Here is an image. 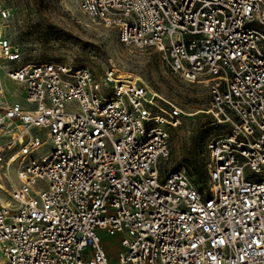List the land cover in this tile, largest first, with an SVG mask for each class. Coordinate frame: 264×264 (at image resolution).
<instances>
[{"label":"built area","instance_id":"obj_1","mask_svg":"<svg viewBox=\"0 0 264 264\" xmlns=\"http://www.w3.org/2000/svg\"><path fill=\"white\" fill-rule=\"evenodd\" d=\"M78 8L205 85L215 122L229 128L207 143L195 185L182 168L160 165L178 108L159 106L140 78L114 68H10L19 54L0 29L5 263L264 264V0H78ZM3 76L23 102L7 99Z\"/></svg>","mask_w":264,"mask_h":264},{"label":"rangeland","instance_id":"obj_2","mask_svg":"<svg viewBox=\"0 0 264 264\" xmlns=\"http://www.w3.org/2000/svg\"><path fill=\"white\" fill-rule=\"evenodd\" d=\"M0 29L19 54L10 68L53 61L86 66L95 75L114 68L125 77L140 78L153 101L181 113L180 124L168 129L170 155L161 167L165 171L182 168L193 184L201 183L207 143L229 128L227 122H215L205 85L183 81L154 49L122 43L117 26H105L82 13L78 0H0ZM3 83L9 101H24L18 83L6 76ZM0 264H6L1 254Z\"/></svg>","mask_w":264,"mask_h":264},{"label":"bare ground","instance_id":"obj_3","mask_svg":"<svg viewBox=\"0 0 264 264\" xmlns=\"http://www.w3.org/2000/svg\"><path fill=\"white\" fill-rule=\"evenodd\" d=\"M3 90L5 91V88H3Z\"/></svg>","mask_w":264,"mask_h":264}]
</instances>
